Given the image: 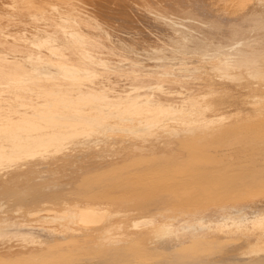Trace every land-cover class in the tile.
<instances>
[{"label": "bare ground", "instance_id": "bare-ground-1", "mask_svg": "<svg viewBox=\"0 0 264 264\" xmlns=\"http://www.w3.org/2000/svg\"><path fill=\"white\" fill-rule=\"evenodd\" d=\"M129 1L136 0H121L122 4H129ZM142 1L145 2L144 10L149 8V12H142L144 15H137V20L132 22L140 25L117 27L105 19L103 10L91 0H0V18L8 19L0 20V84H7L8 90L14 89L18 93L14 99L0 105V264H262V248L256 247L258 239L253 236H257L264 224V215L259 211L247 214L242 208L229 210V206H223L220 211L209 214L198 211L197 215L191 210H178L169 200L180 199L181 196L164 191V199L155 196L151 201L161 202L157 209L164 210L160 214L170 222L161 224L153 242L140 250L111 235L109 225H113L116 212L95 198L88 199L86 204H73L69 209L56 212L51 207L39 210L37 206L28 209L16 204L36 203L35 200L43 198L54 205L52 200L67 194H83L116 186L117 189L141 187L147 180L175 183L196 179L195 191L202 188L209 193H217L212 189L222 183H231L238 177L242 190L263 186L264 165L260 160L264 158V145L260 147L240 137L242 141L238 140L239 133L238 139L225 138L226 132L217 130V122L213 123L211 117L206 116L203 121L198 116L184 117L187 111L182 109L198 111V104L186 107L190 100L154 95L156 90L164 93L161 83L155 85V81L138 78L131 71L129 80L118 78L114 85L109 80L110 76L101 72L105 67H100L117 64L114 62L124 58H128L131 64L143 60L147 75L152 76L159 65H166L165 60L168 62L170 59L172 69L179 74L193 72L190 69L194 67L188 69L186 65L191 60L185 59L189 57H184L182 51L186 54L205 52L207 56L221 54L231 67L238 65L236 63L246 64L251 60L246 52L240 57L242 60L234 57L247 41L243 33H250L248 26L255 30L253 37L258 40L252 43L264 49V37L261 38L257 32L258 22L255 24L251 18L254 27L246 18L235 22V30L239 27L240 31L227 38L231 40L225 42L221 39L224 42L219 44L220 36L216 41L217 35L214 34V37L210 35L216 43H209L204 38L205 34L200 36L202 33L198 34L197 29L196 35L191 31L189 35L186 29L187 33H183L179 29L188 23L180 24L178 29L173 25L178 18L173 20L170 18L174 17L168 15L172 23L168 25L177 27L178 31L170 26L166 30L163 25L165 29L160 28L156 36L155 27L149 32L146 30L152 28L148 19L153 15H158L156 19L160 17V20L166 9L172 13L185 9L195 18L197 13L206 14L208 8L203 0ZM248 1L237 0L236 8H244ZM114 12L111 13L113 17ZM148 14L152 16L148 18ZM5 20L6 24L16 25L15 29L9 25L12 32H8L11 30L9 27V30L3 29L7 27ZM24 24H32L34 30L31 32L32 29L27 27L31 33L21 31L26 28ZM143 25L145 30H141ZM190 26L189 30L192 29ZM123 30H127L126 34H122ZM224 30L231 29L224 27ZM89 36L102 37L106 42V52L115 56L104 59L91 53L90 49L93 47L95 50L96 46L83 44ZM164 39L168 40L173 51L177 50L174 47H179L180 53L176 51L173 54L169 45L164 44ZM161 43L168 46L163 56L171 50L172 55L179 53L183 59L176 56L175 60L170 58V54L163 57L158 53L163 57L161 61L155 55ZM248 43L252 45L250 40ZM221 46L224 50L229 49L228 46L230 49L227 52L222 50V53L219 52ZM232 49L236 50V55ZM155 57L160 58V62L154 61ZM255 69V74L264 75V70ZM173 70H166L165 74ZM247 73L255 76L253 70ZM33 91L42 93L39 95L44 97L37 101L35 96L38 93L33 95ZM33 100L36 102L32 103ZM257 134L255 136H259ZM51 156L58 158L56 163L51 161L46 165V161L41 159ZM23 172L30 174L24 178ZM233 187L236 189L235 186H230V189ZM165 198L168 203H164ZM61 199L63 204L67 203ZM38 214L44 215L38 218ZM190 219L192 221L187 222ZM50 220L64 224L54 226ZM102 232L107 235L97 236ZM93 237L99 241L94 249ZM65 241L67 247H63Z\"/></svg>", "mask_w": 264, "mask_h": 264}, {"label": "rangeland", "instance_id": "rangeland-1", "mask_svg": "<svg viewBox=\"0 0 264 264\" xmlns=\"http://www.w3.org/2000/svg\"><path fill=\"white\" fill-rule=\"evenodd\" d=\"M91 1L96 3L95 5H97V8L103 10L104 15H105V19L108 22H110V24L112 26H117V27L118 26L123 27L126 25L127 26L132 25L131 27H135V26L138 27L140 25L139 23H135L133 25L134 19L137 20V15L142 16V15H144L145 12L146 13L149 12V8H147L148 10L146 9L147 11L144 10L145 5H143V4L145 2L143 3L142 0H136L134 2L129 1L128 2L129 4H122L121 0H91ZM120 2H121V4H120ZM236 2H237V0H203V4L206 3V5L205 4L204 5H205V7L208 8V11L206 14L197 13L196 15L199 16L200 19L196 15H195V18H196L195 19L194 16H192L191 13L185 9H179L175 13H172L173 12L172 10L166 9V12L164 11V13H165L164 17L161 16V19L163 18L162 21H161V19L158 20L160 17L158 19H156V17L158 15L155 17V15L150 13L153 16L151 15L152 16L151 17L150 14H148V18L150 16L151 18L155 19V21L157 20L158 24L154 20L152 21V19L150 18V19H148V20H150V21H148V22H150L148 24L152 25L151 26L152 28L148 27L149 29L148 28L146 29V27L143 25V27H145V28L141 27L142 28L141 30L146 29L149 32L152 29H154V27H155V30L158 33L154 30L153 31L155 32V35L158 36L160 31H161V30L158 31L160 28L162 29V28H164V26H166L165 28L167 30L169 26L170 27L172 26V25H168V23L170 22L168 20V15H171V17L173 16L174 18L169 17L170 19L174 20L175 18H178L179 21L177 19H175V21H177V23L181 22L179 24H177V23L174 24V22H173V25H177L178 29L181 26L180 24L186 25L188 23L187 24L188 26L193 25V26H190L192 28L190 30L188 29L187 25H186L187 27L186 26L180 27L179 30L183 31V33L187 30V31H189L188 32L189 35H191L190 34L191 32L193 35H196L197 33L198 34L202 33L200 36H204V34H205L204 38L209 40L208 41L209 43H211V41L213 40V39H211V35L213 36V34H214V36L217 35V36H215L216 41H219L218 38L220 36V41H219V44H220L223 39L225 42H226V40H231V38L230 39H227V38L231 37L233 32L235 33L237 31H240L238 29L239 27L236 28L237 30H235V27H236L235 22L238 23L240 21L245 20V18H246V20L247 19L249 20L248 22H250V24H249L250 26H253L255 21L258 22V24L255 23L256 27L258 28L257 30H259L257 32H259V34H261L260 37L262 36L261 38H263L264 37V0H249L244 8H236V4H235ZM126 6H127V8H126ZM113 12L115 15L114 17H113V14L111 15V13H113ZM142 12H144V13H142ZM155 13L162 15L159 12H155ZM165 16L167 17V20L165 19ZM176 16H178V17H176ZM115 17L117 20H115ZM181 17H183L184 19ZM201 17H203V18L201 19ZM2 18L4 19L5 17L2 16ZM197 18L200 21L201 20H203V21L200 22L197 20ZM251 18L253 20L252 22H254V23H252L250 21ZM3 19L0 18L1 21ZM5 19H7V18H5ZM181 19H182V21H181ZM204 20L207 22H205ZM192 21H194V23ZM231 21H232V25H231ZM3 22H4V20H3ZM155 23L157 24V26L159 28L156 26ZM233 23H235V24H233ZM137 24H139V25H137ZM170 24H172V23L170 22ZM4 25H7L6 28H3L4 30L5 29L9 30L8 27L11 28L10 26H12L14 29L16 27V25L11 24V22L6 24V20H5ZM21 25H23V24H21ZM31 25L32 24L25 25L26 28H24V30L22 29L21 31L26 30V32H28L27 27H29V29L34 28V26L32 27ZM225 25H230L231 27H228ZM232 26L234 27L233 29L235 31H233ZM177 27H175L176 31H178ZM224 27L229 28L231 30H224ZM171 28H169V29H171ZM175 28L173 27L172 29L174 30ZM196 29H197V33H194V32H196L195 31ZM198 29H200V30H198ZM247 29H249V31L248 30L247 31L250 33H248V35L243 33L245 35V36L243 35V38L245 37L247 39V41H245L246 43H244L243 45L240 46V49H239L240 52L237 53V55H236L235 54L236 50L232 49L233 55L234 54L236 55V57H234V58L235 59L238 58V60H242V58H240V57L243 55V53L246 52L248 54L247 58H249L251 60H249V62H247L246 64H245V62H241L242 64L236 63L239 66L234 65L231 67V66H228V63L224 62V56L221 54L218 56H207V54L205 52H196V53L187 52V54L188 53L190 54V55L188 54L189 55L188 56L186 54V52L182 51L181 54L184 55V57L185 56L189 57V58H185V59L191 60V62L187 63L186 65L189 66L188 69L191 67H194V69H190V70H193V72H187L185 74H183V73L179 74L177 71L172 69L173 66L170 63L171 61L169 58H168L169 59L168 62L170 64L165 60V62L167 64L166 65H159L157 67V70H155V72L153 73L152 76L147 75V70H146L147 67L142 65V63H144L143 60H141V61L136 60L135 62H132V64H131V61H129L128 58H124V60H119L118 62H114L117 64H112V65H108V66H100L102 68L105 67V69L101 72L107 76H110L109 80L114 82L115 83L114 85H116L118 78L124 79V81L129 80L128 77L131 76V74H132L131 71H134L135 76L138 78L148 80L149 82L155 81L154 82L155 85H157L158 83H161L163 86V89H164V93L161 94V93H159L160 91L156 90L155 93H153L154 95H159V96H163L164 98H171V99H178L181 97L182 99L190 100L191 102L188 103L186 105V107H189V106L192 107L193 106L192 103H194V105H195V103L198 104V106H199L197 108L198 111H196L192 108L182 109V110H184V112L187 111V112H185L184 117L195 118L194 116H196V117L198 116L199 119L202 121L205 120L207 117L209 119L211 117L212 119H214V120H212L213 123L217 122V125H215V126L219 127V128H217V130H219L221 133L226 132V133H224L225 138H228V136H231L230 138L236 139L237 134L239 133L240 135L238 134V138L240 137L241 139H243V141H247V142L249 141L250 143L254 142V144L259 145V146L261 145L260 147H263V145H264V140H263L264 132H262V131H264V75L260 76V75L255 74L256 73L255 68L260 69V70H264V49L258 47L254 43H252L254 41H258V40H256V37H253V36H255L254 35L255 30H252L253 28H251L249 26L247 27ZM33 30L34 29H32L31 32ZM201 30H203L204 33ZM12 31H13V29L11 28V30L8 32H12ZM187 31L185 33H187ZM229 31L231 32V34H229L230 33ZM247 31L245 29V32H247ZM31 32L29 30L28 33H31ZM122 32L120 31V34L121 33L126 34L125 32H127V30H123ZM215 32H216V34H215ZM5 33H7V32H5ZM168 33L172 34L171 32H168ZM183 33L179 34V36L182 35ZM239 34L241 35L240 32H239ZM127 35H129V33ZM208 35H210V36H208ZM197 36H199V35H197ZM247 36H249V39L247 38ZM8 37H11V36H8ZM153 37L155 38L154 35L152 36V38ZM159 37H161V36H159ZM209 37H210V39H209ZM240 37H242V35ZM94 38H97V39H94ZM185 39L186 38H184L183 40H185ZM248 40H250V43L252 45H250L248 43ZM167 41L168 40L164 39V42H165L164 44H167L170 47V44H168ZM204 41L206 42V40H204ZM216 41L214 40L212 42L216 43ZM224 41H222V42H224ZM88 43H92L93 45L96 46L97 49H95V50H92L93 47L91 49L90 48H88V49L91 50V53L94 52L95 55H98L99 58L103 57L104 59H106L110 55L115 56L114 54H110L109 52L108 53L106 52L107 50L104 46L106 44V42L102 37L101 38L100 37H93V36L86 37L85 40L83 41V44L86 47H88ZM24 44H28V43H24ZM161 44L162 45H160L158 47L160 50H158L157 53L155 54L156 56H159L160 54L163 56L166 49H168V48H166V47H168L167 45H164L163 43H161ZM229 46L227 48L230 49ZM222 47L223 46L220 47L221 50L219 52H222V50L227 52L229 50L227 48H225L227 50H224V47L223 48ZM0 48H1V45H0ZM162 48L164 50H162ZM170 48H171V50L173 49L172 47H170ZM174 49H177V50H174V51L172 50L173 52L171 50H167L169 52H167V54H165L164 56H169L168 54H170L171 55L170 58L175 59L177 56L179 59V57L182 56L181 54H179L180 53L179 47L178 48L174 47ZM176 51H178L179 53L172 55V53L174 54ZM150 53H152V52H150ZM158 53H160V54H158ZM179 55H181V56H179ZM172 56H175V57H172ZM98 57L96 58L97 60H99ZM43 58H45V56H43ZM160 58H158V59L153 58V60L154 61L158 60L160 62V60L162 61V58L161 59ZM181 58L179 60L183 59V58L182 59ZM193 59H194V61H193ZM144 60H146V59H144ZM120 61H121V63H120ZM118 64H120V65H118ZM100 67H98L97 69H100ZM144 70H146V71H144ZM166 70H168V71L173 70V72L170 74H165ZM250 70H253V74L255 76H252V75L247 73V71H250ZM39 75H41V74H39ZM33 76H35V75H33ZM36 78H38V76H36ZM29 81H31V80H29ZM7 87H9V86L5 83L0 84V89H2V90H0V105H3L6 102L14 99L15 95L16 96L18 95V93H16L14 91V89L8 90ZM168 90H170V91H168ZM112 91H113V88H112ZM36 92L37 91H35V92L33 91V92H31V94L34 93L33 95H35L38 93L35 96V97H37L36 98L37 101H38V99L40 100V98L42 99L44 97V95H43V97H41L42 93H39V92L36 93ZM171 92H174V93H171ZM84 93H86V92H84ZM93 96H97V95H93ZM35 97L32 96V98H34V99H35ZM34 101L35 100H33L31 102L33 103ZM180 127H182V126H180ZM192 128L196 129L199 127L198 126H195V127L192 126ZM247 130H249V131H247ZM255 130H256V132H255ZM250 131H251V133H250ZM247 132H248V134H247ZM257 132L259 133V136H255V134L258 135ZM260 133H261V135H260ZM249 134H251V135L249 136ZM226 135H227V137H226ZM251 136L253 137L252 139H251ZM255 137L257 138V140L258 139L259 140L256 141ZM211 138H214V137L212 136ZM240 138L238 140H241ZM261 138L263 141L261 140ZM41 159L46 161L45 164L47 165L51 161L56 163L55 160L58 158L56 156H51L49 158L48 157H42ZM263 159L260 160L262 165H264ZM260 161H259V163H260ZM45 167L46 166H43L42 168H45ZM36 169H40V168H36ZM29 174L30 173H28V172H23L22 177L25 178L26 176H29ZM197 181L198 180L191 179V178L189 181H186V182H175V183H171L170 181H165L164 183H159V181L147 180L144 182V184L141 187H133V188H128V189H122V188L117 189V186H116V187H109V189H107V190H92V191L85 192L83 194H67V195H64L65 197H59L55 200H52V202L55 203L54 205L50 202V200H48V199L44 200L43 198H39V199L35 200L36 203L31 202V201H26V202L16 203V204H18L19 206H27V207H29L28 209L32 208V206H37L39 210L40 209L41 210H47L51 207L52 210H54V212H56V211L63 210V209H69L70 206L73 204H80V203L86 204L89 202L88 199L91 198V200H92L93 198H95V199H97V201H100V203L105 202V204L103 203V206H106L108 208L111 207V210L113 211V209H114L113 212H116L115 214L117 215V217H116V219H114L116 221L114 222V220H113V225H111V223L109 225V227L112 228V234L111 235L115 236L121 240L124 239L123 240L124 244H126L130 247L138 248L140 250H143L146 245L150 244L149 242L152 241V239L156 236V234L160 230V227L162 226L161 224L165 225V224L170 222V221H166L167 218H165L164 216H161L160 212H164V210H158L157 209V207L161 204V202L151 201L152 197H155V196H160L164 199V191H167L169 193L172 192L177 197L181 196L180 199L178 197V198H174L176 200H172V198L169 200L170 202L171 201L174 202L173 204L176 205L178 210H180V209L181 210H184V209L191 210L193 212V214L195 213L197 215L199 214L198 211L206 212L208 214L211 213L212 211H214V212L220 211L221 207H223V206H229V210L230 209L231 210L236 209V208H242L244 210V212L247 214L250 212L259 211L261 214L264 215V184H262L263 186L260 185V187L256 186L255 188H252V189L248 188V189H251V191H249L248 189L242 190V188H240V186H239L240 185V177H238V179H235L231 183H222L217 188L216 187L213 188L212 191H217V193L216 192L209 193L208 191H205L202 188L195 191ZM230 186H235L236 189H234V187L232 189H230ZM158 188H160V189H158ZM185 189L186 190L188 189L189 191H186ZM246 190H248V191H246ZM176 191H178V192L176 193ZM202 191H204V192H202ZM185 192H188V195H185ZM204 193L205 194L207 193V194L205 195ZM216 194H218L217 195L218 198H217V196H213ZM215 197H216V199H215ZM61 198H64L63 201H67V203L63 204ZM207 198H209V199H207ZM131 199L133 202L131 201ZM109 200H110V203L108 202ZM125 203H126V205H124ZM164 203H168V202H166V198H165ZM11 204H9V205H11ZM97 205L99 206L102 204H97ZM168 213L169 212H167L166 214H168ZM221 214L224 215L225 212L221 211ZM43 215L44 214H38L36 217H38V218L43 217ZM53 215H55V214H53ZM175 217H173V220L177 221V218H175ZM188 221L190 222L192 220L190 219V220H187V222ZM50 224H52L54 226H60L61 227V225L64 223L63 222L57 223L54 220H52V221L50 220ZM194 224L198 225V223H194ZM263 229H264V224L258 230L259 233L256 232V233H258L257 236L253 235V236L257 237L258 240L256 242H258V244L257 245H256V243L252 244V245H256V247L259 246L258 248L260 250L262 248L261 251L263 253L262 254L263 256L260 257V261L262 264H264V258H263L264 257V239L262 238V235L264 237ZM155 232H156V234H155ZM100 235L105 236L107 234L105 232H102V233L98 234L97 236H100ZM259 239L261 241H259ZM96 240H97V242H96ZM126 240H127V242H126ZM38 241H42V239L38 238ZM66 242L67 241L64 242L65 244L63 245V247L68 246V244H66ZM92 243L95 246L94 247L92 244L93 249L98 246L99 241H98L97 237H95V238L93 237Z\"/></svg>", "mask_w": 264, "mask_h": 264}]
</instances>
